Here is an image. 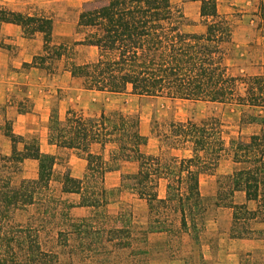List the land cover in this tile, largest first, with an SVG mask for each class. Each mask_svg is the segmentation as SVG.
Listing matches in <instances>:
<instances>
[{"label":"trees","instance_id":"obj_1","mask_svg":"<svg viewBox=\"0 0 264 264\" xmlns=\"http://www.w3.org/2000/svg\"><path fill=\"white\" fill-rule=\"evenodd\" d=\"M195 1L201 2L202 33L186 30L193 22L175 0H88L77 20L80 37L72 45L54 38V16L46 11L0 5V28L11 23L19 25L27 38L42 35V51L26 64L28 68L54 75L60 70L58 63L65 61L64 69L85 90L235 105L241 111L240 125L256 126L249 137L228 143L217 115L171 120L166 133L158 134L162 152L167 142L186 155L164 159L142 152L149 138L141 131L140 113L113 110L91 115L70 108L61 118L56 106L49 120V141L87 161L84 177L77 179L58 171L63 159L44 153L37 136H18L8 122L6 134L13 147L8 155L0 152V264H64L58 247L82 263H100L101 256L112 254L116 247L133 249V256L149 254L139 249L140 239L131 228L120 226L107 212L118 190L104 188V175L132 160L140 168L122 176L121 188L150 202V231L179 232L173 229L178 221L182 231L194 230L197 239L205 229L208 210L201 176L214 171L229 153L234 168L220 181L216 205L233 212L232 238H264V231L254 226L264 223V72H232L229 60L236 23L219 10V0ZM78 46L97 48V57L76 62ZM94 144L103 150L111 146L110 158L92 152ZM28 159L38 162L35 179L22 176ZM162 177L168 178L164 199L158 196ZM238 194L243 195L242 202L236 201ZM69 195L79 200H67ZM78 206L88 208L89 214L74 216L72 210ZM108 243L113 249L106 247Z\"/></svg>","mask_w":264,"mask_h":264},{"label":"crops","instance_id":"obj_2","mask_svg":"<svg viewBox=\"0 0 264 264\" xmlns=\"http://www.w3.org/2000/svg\"><path fill=\"white\" fill-rule=\"evenodd\" d=\"M232 1L243 6L251 3V0ZM0 5L19 10L17 0H0ZM54 38L72 44V21L61 19L59 14L54 16ZM43 44L42 35L27 38L19 25L5 23L0 28V152L6 155L12 152L13 144L6 134V125L9 122L16 135L37 136L44 153L66 156L65 171L72 177L81 179L86 173L87 161L79 157L74 150L60 149L50 143L48 125L54 107H58L61 118H64L70 108L85 112L95 109L97 98L93 95L95 91L91 90L81 89L72 93L75 90L72 87L74 78L69 70L60 69L58 73L48 75L38 67H26V64H31L34 57L42 51ZM80 47L97 51V48L92 46ZM102 111L105 110L100 109L97 114ZM144 126L142 133L148 136L149 140L148 144L142 147V152L148 156L162 157L164 152L160 140L151 134L147 121ZM111 148L107 146L103 150L100 144H94L92 152L103 154L108 160ZM184 155L186 153L182 150L172 149L165 156L170 158ZM139 168L138 161H124L119 170L104 175L103 186L107 190H118V194L107 206L108 214L115 216L122 227L132 228V224H139L133 227L136 231L131 232L140 239L141 248L149 253L155 251L150 264H264V238H232L233 212L227 207L208 210L203 233L209 237L205 240L201 237L197 261L191 262L188 256V233L182 234V241L178 242L184 254L174 256L177 245L174 240L177 238L174 236L176 231H150V202L130 190L121 188L122 176L136 174ZM22 172L26 178L35 179L38 176V162L33 159L26 160ZM167 186L168 178L162 177L158 188L159 198L167 197ZM76 198L79 200V196ZM88 212V208L81 206L72 210L76 217L86 216ZM254 226L256 230L264 231V223H255Z\"/></svg>","mask_w":264,"mask_h":264},{"label":"rangeland","instance_id":"obj_3","mask_svg":"<svg viewBox=\"0 0 264 264\" xmlns=\"http://www.w3.org/2000/svg\"><path fill=\"white\" fill-rule=\"evenodd\" d=\"M88 0H17L18 8L20 11L24 12H35L37 10H44L52 16L60 15L61 19L72 21V44L77 40L80 35L77 34L76 25L79 13ZM179 3L188 18L193 22V24L186 26V30L190 32L202 33L205 31V26L200 22V11L201 2L195 0H175ZM218 8L222 13L229 14L232 20L236 23L234 29V44L231 52V58L229 63L231 64L232 72L236 75H246V74H261L264 72V0H251L250 4L246 6L236 5L232 0H219ZM59 42H64L67 45H72L68 41L57 40ZM98 55V50H93L91 48L76 47L75 54L73 58L78 63L90 62L94 60ZM59 69L65 68V61H61L57 66ZM47 73L46 71H44ZM72 87L75 91L79 92L81 89V82L79 79H74ZM79 90V91H78ZM63 95V93H62ZM96 99L95 109L88 110L91 115H98L100 109H104L106 112H111L113 110H122L126 113H140L141 115V131L145 130V122L147 121L148 129L151 134L158 137V134L164 135L168 130V124L171 120L185 121L188 118H194L195 120H201L209 115H217L222 119L224 125V136L226 141L229 143L232 138H237L239 136L247 138L255 130L256 126H241L240 125V115L241 111L235 105H224V104H214L209 102H192L184 100H170L164 98H138L130 94H110V93H100L95 91L93 94ZM64 96V95H63ZM145 121V122H144ZM143 122V125H142ZM143 126V127H142ZM156 131L153 132L152 129ZM35 135H29L32 137ZM161 144V141H160ZM164 145V159L167 158L168 153L172 150L168 143H163ZM22 148V145H19ZM63 163L58 166V171L60 173L65 171L66 167V156L61 155ZM234 168V162L229 155L226 153L221 159L218 167L207 174L201 176V190L205 196L206 204L208 210L218 208L216 205L218 199V189L220 181L231 173ZM22 176H24L22 172ZM26 178V177H25ZM77 195H69L67 200L78 201ZM244 197L242 194L236 196L237 202H242ZM207 210V212H208ZM89 214V213H87ZM207 214V213H206ZM207 216V215H206ZM84 217V216H83ZM110 220V219H109ZM150 220V217H149ZM206 220V217H205ZM112 225V222H109ZM139 226L138 223L131 225V231H136ZM180 223L177 221L174 224V230H179V233L175 232L174 236L175 243V255L178 256L184 254L181 249L182 246L178 245V242L182 241L180 237L182 234L187 232H182L179 228ZM189 234V259L191 262H195L198 259V249L202 242L201 237L205 240L206 234L204 230L198 234V238H195L196 232L192 229ZM176 231V230H175ZM181 233V235H180ZM203 233V234H202ZM135 237V236H134ZM47 239V238H46ZM77 243V241H72ZM71 242V243H72ZM139 247H142L141 241L137 243ZM136 244V245H137ZM141 245V246H140ZM58 246V245H57ZM137 246V247H138ZM108 249H113L111 244H106ZM61 259L64 264H150L151 258H153L155 251H151L149 254H137L132 255L131 248L120 249L117 247L113 249V253L106 255L105 253L101 256V262L97 263H82L79 259L72 260L67 253V249L58 247ZM142 249V248H139ZM88 261V260H87Z\"/></svg>","mask_w":264,"mask_h":264}]
</instances>
